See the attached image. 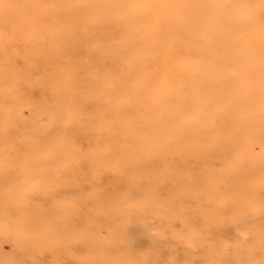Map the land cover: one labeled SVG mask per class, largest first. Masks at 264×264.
Here are the masks:
<instances>
[{
	"label": "bare ground",
	"instance_id": "obj_1",
	"mask_svg": "<svg viewBox=\"0 0 264 264\" xmlns=\"http://www.w3.org/2000/svg\"><path fill=\"white\" fill-rule=\"evenodd\" d=\"M0 264H264V0H0Z\"/></svg>",
	"mask_w": 264,
	"mask_h": 264
},
{
	"label": "rangeland",
	"instance_id": "obj_2",
	"mask_svg": "<svg viewBox=\"0 0 264 264\" xmlns=\"http://www.w3.org/2000/svg\"><path fill=\"white\" fill-rule=\"evenodd\" d=\"M88 185V184H87ZM89 186V185H88ZM5 249H10V246L9 245H5L4 246Z\"/></svg>",
	"mask_w": 264,
	"mask_h": 264
}]
</instances>
